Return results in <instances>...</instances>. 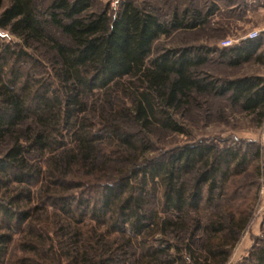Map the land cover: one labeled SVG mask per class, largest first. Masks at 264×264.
Instances as JSON below:
<instances>
[{"label":"trees","instance_id":"obj_1","mask_svg":"<svg viewBox=\"0 0 264 264\" xmlns=\"http://www.w3.org/2000/svg\"><path fill=\"white\" fill-rule=\"evenodd\" d=\"M220 1L163 17L146 0H120L113 15L92 0H0V28L50 54L0 36V264L228 262L257 201L258 148L208 138L151 160L146 137L123 126L187 134L176 115L200 96L263 120L264 75L203 71L208 47L152 55L155 40L200 26ZM260 43L220 55L231 66L258 60ZM15 247L27 254L8 260ZM237 264H264V237Z\"/></svg>","mask_w":264,"mask_h":264},{"label":"rangeland","instance_id":"obj_2","mask_svg":"<svg viewBox=\"0 0 264 264\" xmlns=\"http://www.w3.org/2000/svg\"><path fill=\"white\" fill-rule=\"evenodd\" d=\"M8 0H4V4ZM50 0H35V3L41 9L45 8ZM120 0H92V9L107 8L111 15L117 10L118 2ZM141 1V0H137ZM150 2L154 7L159 10L161 16H169L173 9L182 10L186 6L197 5L202 8L206 4V0H146ZM234 2L235 0H229ZM220 2H224L221 0ZM246 5V4H245ZM53 34L62 38L63 36L54 28L50 29ZM3 33L2 39L5 42H10L16 48L22 47L29 52H32L36 57L40 59H49L50 54L44 52V49L36 47V49H29L24 47L22 42L11 35L6 29H1ZM250 32V31H249ZM244 32H235L230 34L232 37L225 36V32L211 31L209 24L204 23L193 29H176L173 30L169 36H161L152 44V55L159 52L162 49L182 47L186 45H195L211 48V52L207 56V60L201 66L203 71L209 72L214 76L232 78L244 74H261L264 75V49L258 52L257 59H250L247 62H243L237 66H231L227 63V59L220 55V51L227 49L230 46H219L220 40L225 38H233L238 42ZM262 37V36H261ZM243 38H246L245 35ZM242 38V39H243ZM236 44V43H234ZM48 66V65H46ZM37 73H41L40 68L35 69ZM201 107L192 108L184 114V117H180L179 114L176 118L182 120L184 123L187 134H176L168 131H163L158 128H151L146 131L145 135L136 129L135 124L132 122L124 123V127L133 132H139V137L145 136L148 147L143 155L145 159H157L166 156V152L171 150L177 145L185 142L198 141L200 139H218L221 142L237 141H251L252 150L258 148L259 154L256 161H253L249 175L256 172L258 168V184L259 191L257 194V201L254 206L251 218L246 229L242 232L239 240L235 244L231 251L229 260L226 264H237L245 256L248 255L251 247L258 241L259 238L264 237V118L261 122H257L256 119L242 112L238 106H232L230 103L222 97H201ZM207 108L208 111L206 110ZM209 113V114H208ZM143 135V136H142ZM222 143V142H221ZM223 144V143H222ZM87 228L93 223L87 219ZM137 251L136 253H138ZM24 251L15 247L13 253L8 260L16 261L18 257L24 256ZM27 254V253H25ZM10 261H8L9 263ZM46 264H48L46 262ZM121 264V263H116ZM125 264V263H124Z\"/></svg>","mask_w":264,"mask_h":264},{"label":"crops","instance_id":"obj_3","mask_svg":"<svg viewBox=\"0 0 264 264\" xmlns=\"http://www.w3.org/2000/svg\"><path fill=\"white\" fill-rule=\"evenodd\" d=\"M240 2L243 3L244 9L237 8L236 5H239ZM240 2L238 0L234 2L229 1V3L225 4L226 8L220 7L219 10L211 14L204 22L209 24L211 31L225 32V36L229 35L227 37H232L230 34H234L235 32H244L241 35L242 37H240L241 40L236 45L242 41L244 35L246 37L249 31L264 26V0H241ZM262 49H264V36L261 37V43L255 54H258Z\"/></svg>","mask_w":264,"mask_h":264},{"label":"built area","instance_id":"obj_4","mask_svg":"<svg viewBox=\"0 0 264 264\" xmlns=\"http://www.w3.org/2000/svg\"><path fill=\"white\" fill-rule=\"evenodd\" d=\"M0 35H3L2 32H0ZM261 36H264V26L259 29H254L246 34V37L249 39H255L259 38ZM234 43H237L235 39L233 38H225L223 40H220L219 46L227 47L232 46Z\"/></svg>","mask_w":264,"mask_h":264}]
</instances>
